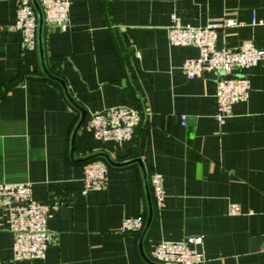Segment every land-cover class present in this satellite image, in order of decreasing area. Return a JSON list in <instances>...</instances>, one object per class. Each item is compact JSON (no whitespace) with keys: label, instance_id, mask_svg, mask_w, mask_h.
Listing matches in <instances>:
<instances>
[{"label":"crops","instance_id":"crops-1","mask_svg":"<svg viewBox=\"0 0 264 264\" xmlns=\"http://www.w3.org/2000/svg\"><path fill=\"white\" fill-rule=\"evenodd\" d=\"M70 2L69 29L44 21L42 37L48 69L87 112L79 128L81 111L45 74L38 47L23 45L17 0H0V182H30L54 233L44 259L15 260L0 202V264H151L140 247L152 260L160 242L195 234L203 236L200 264H264V59L246 70L249 98L219 123L216 74L187 78L182 66L200 50L168 39L173 17L197 26L233 18L237 25L219 29L218 48L264 47V0ZM114 106L141 111L122 143L86 127L91 112ZM97 154L110 167L107 186L83 193L84 166ZM154 172L164 177L163 207ZM148 192L149 227L121 233L126 217L147 221Z\"/></svg>","mask_w":264,"mask_h":264},{"label":"built area","instance_id":"built-area-1","mask_svg":"<svg viewBox=\"0 0 264 264\" xmlns=\"http://www.w3.org/2000/svg\"><path fill=\"white\" fill-rule=\"evenodd\" d=\"M44 20L55 24L62 31L70 27V0H38ZM233 18L214 20L204 26L184 25L173 17L168 26V39L173 45L197 46L200 55L185 60L182 69L189 79L202 76L208 70L217 76V110L215 118L222 123L234 111V105L250 96L251 84L246 70L264 59V47L245 41L237 48L217 47L219 29L235 26ZM15 28L22 33L24 47H38V14L32 0H17ZM1 30V24H0ZM141 119L139 109L114 106L95 110L89 114L86 127L97 139L122 143L130 140ZM186 124V115H182ZM110 167L102 159H93L84 166L83 193L107 186ZM155 201L165 205L164 177L154 172L150 177ZM0 202L8 211L11 230L15 234L13 258L44 259L47 248L54 240V233L47 226V203L32 195L30 182H0ZM232 214L239 213V206L232 204ZM145 217H126L120 232L123 234L142 231ZM203 243L201 234L189 235L182 240L160 242L152 252V260L163 264H200L204 261L198 247Z\"/></svg>","mask_w":264,"mask_h":264},{"label":"water","instance_id":"water-1","mask_svg":"<svg viewBox=\"0 0 264 264\" xmlns=\"http://www.w3.org/2000/svg\"><path fill=\"white\" fill-rule=\"evenodd\" d=\"M32 2H33V4H34L35 9H36L37 14H38V50H39V55H40V58H41L42 68H43L45 74H46L50 79L55 80V81L59 82V83L62 85V87H63V89H64V91H65L67 97L69 98V100L72 102V104H73L74 106H76V107L81 111V113H82V117H81V121H80V123H79V125H78V127H77V128H79V127L84 123V121H85V119H86V116H87V112H86V110H85V109H84V108H83V107H82V106H81V105H80V104L74 99V97L71 95V93H70V91H69V89H68V86H67L65 80H64L63 78H61V77H59V76L53 74V73L48 69V67H47V65H46V62H45V55H44V48H43V37H42V34H43V27H44V21H45V20H44V15H43V11H42V8H41V6H40L38 0H32ZM75 136H76V132H75ZM75 136H74L73 141L75 140ZM98 156H105V155H104V154H97V155H94V156H90V158H88V159H94V158H96V157H98ZM105 157H106V156H105ZM133 161H135V162H139L140 164H142L140 159H135V160H133ZM131 162H132V160L129 161V162H124V163H115V162H110V163L113 164V165H125V164L131 163ZM148 200H149V203H150V211H149L148 219H147L146 224H145V226H144V230H143L144 232H145V231L147 230V228L149 227V225H150V223H151V220H152V217H153V209H152V205H151V200H150L149 192H148ZM259 239H260V238H255L254 240H255V241H258ZM141 242H142V238H141ZM140 249H141V254H142L143 258H144L147 262H149V263H151V264H163V263H159V262H156V261H154V260H151L150 258H148V257L146 256V254L144 253L142 247H140Z\"/></svg>","mask_w":264,"mask_h":264}]
</instances>
